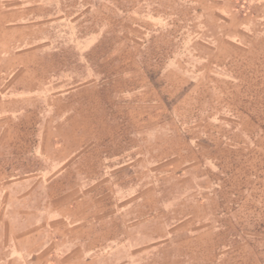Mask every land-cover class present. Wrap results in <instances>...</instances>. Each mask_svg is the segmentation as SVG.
<instances>
[{
  "label": "rangeland",
  "instance_id": "rangeland-1",
  "mask_svg": "<svg viewBox=\"0 0 264 264\" xmlns=\"http://www.w3.org/2000/svg\"><path fill=\"white\" fill-rule=\"evenodd\" d=\"M0 186L88 246L130 201V264H264V0H0Z\"/></svg>",
  "mask_w": 264,
  "mask_h": 264
},
{
  "label": "crops",
  "instance_id": "crops-1",
  "mask_svg": "<svg viewBox=\"0 0 264 264\" xmlns=\"http://www.w3.org/2000/svg\"><path fill=\"white\" fill-rule=\"evenodd\" d=\"M4 188L0 186V192ZM30 190L34 191L32 187ZM113 205H109V212L105 214L106 218L103 215V221L111 225L113 221L120 220L122 232L113 233L108 238L98 236L92 246L86 245L88 241L83 237L77 241L60 234L56 238V231H51L49 212V216L38 223L35 219L16 221L4 217L0 211V264H130L132 257L146 252L147 236L141 232L144 220L131 219L130 201ZM112 206L114 209H111ZM89 221L93 224V218ZM96 223L103 224L98 217L94 226Z\"/></svg>",
  "mask_w": 264,
  "mask_h": 264
}]
</instances>
